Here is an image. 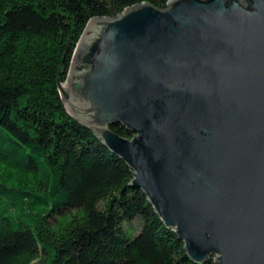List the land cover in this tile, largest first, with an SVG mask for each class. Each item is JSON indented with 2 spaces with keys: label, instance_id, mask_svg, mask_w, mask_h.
<instances>
[{
  "label": "water",
  "instance_id": "water-1",
  "mask_svg": "<svg viewBox=\"0 0 264 264\" xmlns=\"http://www.w3.org/2000/svg\"><path fill=\"white\" fill-rule=\"evenodd\" d=\"M62 85L69 114L133 170L193 262L264 264V0L95 18Z\"/></svg>",
  "mask_w": 264,
  "mask_h": 264
},
{
  "label": "trees",
  "instance_id": "trees-1",
  "mask_svg": "<svg viewBox=\"0 0 264 264\" xmlns=\"http://www.w3.org/2000/svg\"><path fill=\"white\" fill-rule=\"evenodd\" d=\"M169 1L0 0V264H196L59 88L91 20Z\"/></svg>",
  "mask_w": 264,
  "mask_h": 264
},
{
  "label": "bare ground",
  "instance_id": "bare-ground-1",
  "mask_svg": "<svg viewBox=\"0 0 264 264\" xmlns=\"http://www.w3.org/2000/svg\"><path fill=\"white\" fill-rule=\"evenodd\" d=\"M67 84V83H66ZM66 84L62 85L63 89L65 88ZM68 110V109H67ZM69 111V110H68ZM70 112V111H69Z\"/></svg>",
  "mask_w": 264,
  "mask_h": 264
},
{
  "label": "rangeland",
  "instance_id": "rangeland-1",
  "mask_svg": "<svg viewBox=\"0 0 264 264\" xmlns=\"http://www.w3.org/2000/svg\"><path fill=\"white\" fill-rule=\"evenodd\" d=\"M68 76H69V75H68ZM67 81H68V79H67ZM67 81H66L65 83H63V85H64V84H66V83H67ZM214 259H215V258H214Z\"/></svg>",
  "mask_w": 264,
  "mask_h": 264
}]
</instances>
